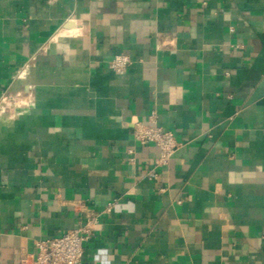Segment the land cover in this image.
I'll return each instance as SVG.
<instances>
[{
    "label": "crops",
    "instance_id": "0c3cea01",
    "mask_svg": "<svg viewBox=\"0 0 264 264\" xmlns=\"http://www.w3.org/2000/svg\"><path fill=\"white\" fill-rule=\"evenodd\" d=\"M86 211L84 264H264V0H0V264Z\"/></svg>",
    "mask_w": 264,
    "mask_h": 264
},
{
    "label": "built area",
    "instance_id": "2783aa9c",
    "mask_svg": "<svg viewBox=\"0 0 264 264\" xmlns=\"http://www.w3.org/2000/svg\"><path fill=\"white\" fill-rule=\"evenodd\" d=\"M55 3L59 0H47ZM132 59L128 53H117L108 63V67L116 74L126 72ZM18 103V101H17ZM158 115L153 111L148 123L139 122L134 127V137L142 144L155 143L161 150L160 163H168L170 157L179 147L173 131L158 125ZM98 216L86 211L78 225L58 237L37 241L35 253H24L17 264H84V243L90 239Z\"/></svg>",
    "mask_w": 264,
    "mask_h": 264
}]
</instances>
